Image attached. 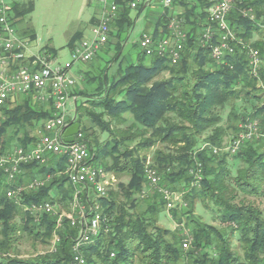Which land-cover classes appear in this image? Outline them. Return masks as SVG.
I'll use <instances>...</instances> for the list:
<instances>
[{
  "label": "trees",
  "instance_id": "obj_1",
  "mask_svg": "<svg viewBox=\"0 0 264 264\" xmlns=\"http://www.w3.org/2000/svg\"><path fill=\"white\" fill-rule=\"evenodd\" d=\"M132 1L115 0L119 8L112 23L117 34L110 30V36L118 41L130 22ZM199 3L198 15L191 10L175 17L165 14L152 35L155 39L171 37V20H181L186 40L176 64L169 54L148 57L134 45V49L138 47L135 61L124 65L123 58L120 67L111 72L123 52L119 42L109 47L114 53L95 79L96 92L76 105V118L81 122L86 116L89 120L88 127L81 123L80 127L91 149L92 163L108 174L129 178L127 183H118V190L109 188L107 196L100 199V232L79 248L86 264H264V211L249 201L264 199L263 145L246 141L235 154L224 150L214 153L212 149H224L229 143H224V138L236 139L242 124L264 114V103L237 116L235 123L230 118L223 123L220 113L227 103L239 99L257 102L264 95L258 86L259 79L264 82V36L254 39L264 29V0H233L227 17L236 36L259 52V78L250 72L246 49L238 47L222 61L212 57L202 37L210 3ZM33 11V2H15L9 19L15 26L14 19ZM80 35L75 34L67 46L72 48ZM30 36L33 40L35 34ZM107 45L110 39L103 47ZM41 52L52 59L57 56L50 47ZM9 106L0 121L4 152L35 144L38 136L29 130L39 128L53 114L51 106L36 102L32 93ZM260 120L264 131V119ZM153 148L152 158L141 154ZM147 166L159 173V188L179 196L172 209H167L163 194L147 181ZM64 170L65 158L57 156H50L46 164L25 165L18 184L37 176L51 178L38 190L24 193L20 202L9 199L6 184H0V264H71L79 228L67 219L58 227L57 218L48 214L36 221L24 209L26 204L48 201L69 211L74 187L67 186ZM149 187L154 188L151 196ZM199 205L216 214L223 227L206 222L197 212ZM165 210L175 221L173 229L159 225V214ZM55 235L60 241L52 251ZM187 236L191 242L185 249ZM22 239L47 246L48 251L20 257L18 243Z\"/></svg>",
  "mask_w": 264,
  "mask_h": 264
},
{
  "label": "built area",
  "instance_id": "obj_2",
  "mask_svg": "<svg viewBox=\"0 0 264 264\" xmlns=\"http://www.w3.org/2000/svg\"><path fill=\"white\" fill-rule=\"evenodd\" d=\"M9 0H0V121L3 111L10 107L24 94L33 95V99L41 105L53 109L52 117L37 129L38 140L28 148L16 147L3 151L0 144V184H6V196L9 199H20L24 193L38 190L51 178L35 177L26 184H18L25 165L40 162L46 164L50 156L64 157L65 170L69 183L74 187L70 210H64L48 201L24 205V209L40 220L43 214L57 218L58 227L64 219L72 227L79 228V237L73 247L74 255L71 264H86L79 248L92 242L101 229L103 216L100 212V199L107 196V177L100 166L92 163V153L85 140L81 127L74 135V141H64V132L76 122V107L72 102L71 90L75 87V79L69 74L74 62H91L101 47L107 44L111 23L116 19L118 4L115 0H99L102 13L99 21L92 27V37L82 39L74 47L71 61L64 65L53 64L51 58L41 51H33V41L21 39L16 35L15 27L9 19L11 5ZM174 0H163V6L170 8ZM143 0H133L131 9L137 8ZM208 23L203 27V43L210 46L211 55L222 61L225 55H234L241 47L248 52V65L254 77L259 78L262 59L257 50L244 43L232 31L227 17L231 12L233 0H209ZM181 20L172 19L169 28L172 36L155 39L150 34H143L138 41L141 51L146 56L169 54L172 64L181 59L186 33L182 29ZM217 39L214 42V39ZM258 86L264 92V82L259 79ZM240 135L230 141L226 147L212 148L214 153L226 151L235 154L246 141L263 140L264 131L260 119H253L241 126ZM146 178L151 187L158 189L166 201L167 209L175 206L179 196L165 188H159L160 176L156 169L147 166ZM60 241L54 236L52 251ZM191 238L184 239L183 247L188 249ZM114 256V253L111 254Z\"/></svg>",
  "mask_w": 264,
  "mask_h": 264
},
{
  "label": "rangeland",
  "instance_id": "obj_3",
  "mask_svg": "<svg viewBox=\"0 0 264 264\" xmlns=\"http://www.w3.org/2000/svg\"><path fill=\"white\" fill-rule=\"evenodd\" d=\"M29 1L34 3L33 13L26 15L21 19H14L16 21L15 31L16 35L21 39H30L31 34L36 33L37 43L35 45V50H39L43 47H50L56 51V58L53 61V64L60 63L64 65L66 62L71 61V52L70 48L67 46L71 35L76 31H85L87 32L86 37L90 38L89 31V21L92 16L96 13L95 2L90 4V0H9L8 3L11 5L13 3H20L26 5ZM134 13V12H133ZM264 36V29L260 35H255L254 39H260ZM138 50L134 49V58ZM78 65V64H77ZM76 65V66H77ZM77 67H75L76 69ZM264 94V93H263ZM260 101H250V100H236L230 103H227L226 106L220 109V113L223 118V123L230 118L231 123L236 122V117L240 114L253 112L256 107L264 103V95L261 97ZM232 113V114H231ZM231 114V115H230ZM234 119L232 116H234ZM261 115V114H260ZM264 119V114L261 115L260 119ZM86 116H83L81 120V126L88 127L89 122ZM39 126V125H38ZM37 128V127H36ZM29 130L31 134H34L36 131ZM38 129V128H37ZM22 135V132H21ZM35 135H37L35 133ZM105 139V135L101 136ZM257 145H263L260 149H264L263 140H255ZM230 142V136L224 138V143ZM155 148L142 152L143 156H146L148 159L152 158V154ZM240 165V164H239ZM240 167V166H239ZM237 168H234L236 170ZM127 176H116L109 174L107 177V190L113 188L118 190V183L128 182ZM70 183H67L69 186ZM154 191V188H148V196H151ZM147 198V197H146ZM122 197L120 198V200ZM247 200H249L247 198ZM256 205H261L264 211V199L253 201L249 200ZM197 212L204 215V220L208 223H212L216 226L220 225V221L216 218V214L212 211L205 210L202 205L198 206ZM159 225L169 229L176 227L175 221L172 220L170 214L165 210L159 214ZM223 227V226H222ZM234 241V240H233ZM236 243V242H235ZM235 247H238V244H234ZM19 256L20 257H29L33 256L34 253H41L48 251V247L42 244H33L32 241L28 239L20 240L18 243Z\"/></svg>",
  "mask_w": 264,
  "mask_h": 264
},
{
  "label": "crops",
  "instance_id": "obj_4",
  "mask_svg": "<svg viewBox=\"0 0 264 264\" xmlns=\"http://www.w3.org/2000/svg\"><path fill=\"white\" fill-rule=\"evenodd\" d=\"M95 2L96 13L91 17L89 21V31L90 36L92 35V27L95 25L102 13V6L99 3V0H90V4ZM200 0H174L172 6L170 8H165L163 6V0H143V2L135 9H131L129 13L130 22L129 24H125L123 28V35L121 41H118L116 37L110 36V46H106L100 49L96 58H94L91 62H74L72 67L69 70V74L75 79V87L71 90L72 102L74 107L76 105H80L81 103H85L89 96H92L98 87V81L95 79L101 73V71L106 67L107 62L110 61L113 56L114 51L109 50L111 47L121 44V47L124 49L127 44L132 43V48L129 53L124 57V65L130 64L135 61L134 58V45H138L139 39L143 34L153 35L155 32L157 33L158 29V21L165 15L169 17H175L180 14H184L187 10H191L194 15L200 14ZM134 12V13H133ZM33 13V12H32ZM115 20V19H114ZM198 21V18H197ZM199 22V21H198ZM198 24L195 26L196 32H200V28H198ZM111 31L114 34H117V27L112 23ZM80 33L81 37L75 41L74 46L70 48V52L72 54L74 47L78 44L82 39H88L86 37L87 32L85 31H76L71 38ZM33 41V51L39 52L43 48L39 50H35V45L37 43V35L36 33ZM91 38V37H90ZM69 43V42H68ZM67 43V44H68ZM138 49V47H137ZM135 49V50H137ZM109 50V52H108ZM51 58V56H50ZM52 61L55 60L51 58ZM78 64V65H77ZM77 65V66H76ZM110 66V65H109ZM75 67H77L75 69ZM115 68V67H114ZM114 68L111 72H114ZM106 73L110 75V71L106 70ZM37 132V128L35 133ZM34 133V134H35ZM25 173L23 172L22 175ZM21 175V176H22ZM28 181H24L23 184H26Z\"/></svg>",
  "mask_w": 264,
  "mask_h": 264
},
{
  "label": "water",
  "instance_id": "obj_5",
  "mask_svg": "<svg viewBox=\"0 0 264 264\" xmlns=\"http://www.w3.org/2000/svg\"><path fill=\"white\" fill-rule=\"evenodd\" d=\"M132 48V43L127 44V46L123 49V52L120 56V58L118 59L115 68H114V72L120 67V64L123 60V58L129 53V51ZM80 129V119L77 118L76 122L69 127L68 129L65 130L64 132V141L67 143L73 142L74 141V135L78 133Z\"/></svg>",
  "mask_w": 264,
  "mask_h": 264
}]
</instances>
